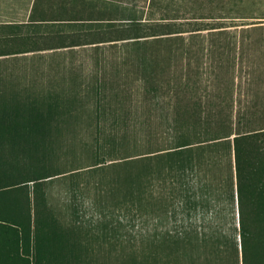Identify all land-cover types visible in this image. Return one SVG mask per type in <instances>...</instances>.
<instances>
[{"label":"rangeland","instance_id":"1","mask_svg":"<svg viewBox=\"0 0 264 264\" xmlns=\"http://www.w3.org/2000/svg\"><path fill=\"white\" fill-rule=\"evenodd\" d=\"M40 1L47 20L94 15ZM149 1L119 6L237 26L54 50L42 111L0 127V194L29 191L30 264H241L233 138L264 131V0Z\"/></svg>","mask_w":264,"mask_h":264},{"label":"trees","instance_id":"2","mask_svg":"<svg viewBox=\"0 0 264 264\" xmlns=\"http://www.w3.org/2000/svg\"><path fill=\"white\" fill-rule=\"evenodd\" d=\"M104 1L82 0V4L86 3L94 8V15L90 13L87 18L62 21L47 20V18L38 16L37 11L43 9L37 8L45 5V8L49 9L50 5L36 0L30 19L34 22H47L45 26L36 25L37 32L40 28L51 27L53 33L58 34L53 41V50L237 26L235 23H220L221 21L180 23L176 18L171 17H162L157 21L151 19L144 21L135 18L129 8L119 6L122 0H112V7ZM148 6L157 8L158 0H150ZM70 12L75 15L73 10L70 9ZM231 14L234 13L225 9L218 18L219 20L262 19V17L232 16ZM107 31L112 33V37L105 34ZM89 32L95 33L93 42L75 41L84 38V34ZM73 34L80 35L74 36ZM66 41L69 42L66 43ZM177 149L174 148V153H170L169 156H176ZM233 154L241 264H264V131L234 137ZM31 225L28 189L20 187L0 194V264H30ZM21 250H24V255L21 254Z\"/></svg>","mask_w":264,"mask_h":264},{"label":"crops","instance_id":"3","mask_svg":"<svg viewBox=\"0 0 264 264\" xmlns=\"http://www.w3.org/2000/svg\"><path fill=\"white\" fill-rule=\"evenodd\" d=\"M35 1L0 0V127L5 120L42 111L52 96L54 50L44 42L52 34L47 28L37 32L36 25L47 22L30 19ZM34 42L43 45L28 47ZM15 43L24 49L4 51Z\"/></svg>","mask_w":264,"mask_h":264}]
</instances>
